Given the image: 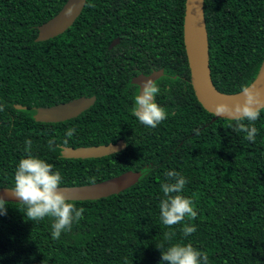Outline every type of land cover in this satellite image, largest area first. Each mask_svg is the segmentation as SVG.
<instances>
[{
  "label": "trees",
  "instance_id": "trees-1",
  "mask_svg": "<svg viewBox=\"0 0 264 264\" xmlns=\"http://www.w3.org/2000/svg\"><path fill=\"white\" fill-rule=\"evenodd\" d=\"M65 1L0 0V191H13L29 139L31 154L62 174L61 187L138 177L117 194L70 200L85 211L59 239L53 217L28 220L20 210L26 206L6 201L0 264H161L162 250L181 242L206 252L208 264H264V110L251 142L233 130L234 119L198 102L183 44L185 0H86L63 33L35 41L37 26ZM204 18L213 84L223 94L240 93L264 62V0H204ZM154 71H162L155 100L169 114L149 128L132 115L139 93L133 78ZM92 95L94 104L74 118H33L37 107ZM69 128L76 129L72 137ZM117 141L124 149L99 158L64 154ZM172 170L188 181L181 194L194 201L197 216L167 226L159 204ZM186 224L196 231L185 236ZM166 232L175 235L168 240Z\"/></svg>",
  "mask_w": 264,
  "mask_h": 264
},
{
  "label": "clouds",
  "instance_id": "clouds-1",
  "mask_svg": "<svg viewBox=\"0 0 264 264\" xmlns=\"http://www.w3.org/2000/svg\"><path fill=\"white\" fill-rule=\"evenodd\" d=\"M160 92L159 85L151 78L145 80L140 85V91L135 96L132 115L139 122L149 128L157 127L164 121L168 112L158 105L155 97ZM4 108L0 105V111ZM264 110V93L257 89L255 85H245L241 88L239 98L233 102L219 103L215 109L217 115H227L236 121L233 130L236 132H246V139L254 142L258 129L254 122L259 118ZM247 120L248 124L244 121ZM75 128H69L66 137H72ZM68 139L64 140V144ZM55 144L54 139H49L50 148ZM32 141H25V151L28 152L26 158L19 161L14 175L13 192L16 200L22 206H26L25 213L28 220L37 221L45 217H53L52 237L59 239L62 232L71 229L74 222H79L83 218L85 209L77 207L74 202H70L69 196L62 190V174L53 171L54 166L40 157L31 154ZM54 150V149H53ZM150 169H144L143 174H150ZM166 176L173 182L161 185L164 199L161 200V220L164 225L172 226L185 220V217L195 218L197 211L194 208V201L183 196L186 178L179 172L172 170L166 172ZM7 203L3 196H0V215L7 214ZM196 231L195 225H185L183 233L188 236ZM174 233H165V239L170 240ZM161 248V247H159ZM162 249V248H161ZM208 254L195 248L191 243H176L162 250L161 264H208Z\"/></svg>",
  "mask_w": 264,
  "mask_h": 264
},
{
  "label": "water",
  "instance_id": "water-1",
  "mask_svg": "<svg viewBox=\"0 0 264 264\" xmlns=\"http://www.w3.org/2000/svg\"><path fill=\"white\" fill-rule=\"evenodd\" d=\"M85 2L86 0H66L61 9L53 17L37 26L38 33L35 41L48 40L63 33L79 16ZM118 41V38L113 39L108 48L114 47ZM183 44L190 71V83L198 102L215 117L232 119L227 115H217L215 111L217 105L222 101L232 102L228 101L224 96L233 94L219 92L215 88L211 78L209 45L204 18V0H185ZM161 75L162 71H154L149 75L141 74L134 77L133 82L140 88V85L145 80L151 78L155 81ZM260 76H263V78L257 89L264 93V62L256 80ZM95 99L94 95L89 97L80 96L55 105L40 106L35 108L33 118L38 122L65 121L87 110L94 104ZM15 107L25 109V106L19 104L15 105ZM124 147V142L117 141L116 143L100 145L67 147L64 154L69 158H99L119 152ZM137 177L138 174L127 173L94 184L64 186L61 188L69 196L70 200H95L117 194L129 188L137 180ZM0 196H3L8 202H18L13 191H0Z\"/></svg>",
  "mask_w": 264,
  "mask_h": 264
},
{
  "label": "bare ground",
  "instance_id": "bare-ground-1",
  "mask_svg": "<svg viewBox=\"0 0 264 264\" xmlns=\"http://www.w3.org/2000/svg\"><path fill=\"white\" fill-rule=\"evenodd\" d=\"M262 78H263V76H260L255 82H254V84H252V85H255V87L257 88L258 86H259V84L261 83V81H262ZM228 101H235V100H237L238 98H239V93H237V94H233V95H226V96H224Z\"/></svg>",
  "mask_w": 264,
  "mask_h": 264
},
{
  "label": "flooded vegetation",
  "instance_id": "flooded-vegetation-1",
  "mask_svg": "<svg viewBox=\"0 0 264 264\" xmlns=\"http://www.w3.org/2000/svg\"><path fill=\"white\" fill-rule=\"evenodd\" d=\"M139 90H140V88H139Z\"/></svg>",
  "mask_w": 264,
  "mask_h": 264
}]
</instances>
